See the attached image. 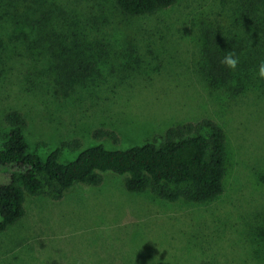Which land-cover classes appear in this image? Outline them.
Returning a JSON list of instances; mask_svg holds the SVG:
<instances>
[{
    "label": "rangeland",
    "instance_id": "obj_1",
    "mask_svg": "<svg viewBox=\"0 0 264 264\" xmlns=\"http://www.w3.org/2000/svg\"><path fill=\"white\" fill-rule=\"evenodd\" d=\"M46 1L56 15L101 22L114 61L92 68L84 83L90 87L76 84L67 99L56 95L50 76L40 74L47 54L37 63L38 51L30 50L33 29L26 26L29 37L13 32L15 14L25 8L1 0L0 142L9 111L25 117L29 151L43 159L77 142L76 150L63 147V163L99 144L129 149L211 119L228 140L225 191L203 205L168 203L131 194L121 178L107 175L97 187L76 185L62 200L31 197L25 217L0 233V264H264V98L251 90L228 99L199 69L198 19L221 22V6L230 8L231 0H180L137 18L124 16L113 0ZM134 37L137 50L121 57L119 46ZM99 130L115 137L94 136ZM8 177L0 168V180Z\"/></svg>",
    "mask_w": 264,
    "mask_h": 264
},
{
    "label": "trees",
    "instance_id": "obj_2",
    "mask_svg": "<svg viewBox=\"0 0 264 264\" xmlns=\"http://www.w3.org/2000/svg\"><path fill=\"white\" fill-rule=\"evenodd\" d=\"M4 1L9 8H15L17 3L25 8L20 14L16 9L13 32L29 37L27 27L33 29L35 37L30 50L38 51L34 55L37 63L43 59L38 56L45 58L47 54V68L40 74L50 76L48 83H53L56 95L63 94L67 99L76 84L90 87L84 83L92 76V68L114 61L110 55L112 38L103 33L101 22V26L92 22L95 21L92 17L79 18L74 13L56 15L57 9L48 8L46 0ZM179 1L113 0V3L124 16L137 18L167 10ZM198 23L199 69L208 85L232 100L251 90L264 98V80L253 74V69L264 60V0L236 3L231 0L230 8L221 6V22L203 18ZM122 43L119 48L126 50L123 58L127 52L137 50L132 45L137 43L135 37ZM228 52L239 57L235 70L221 63ZM113 57L118 54L113 53ZM4 120L9 130L0 142V168L7 170L9 177L6 182L0 180V233L25 217L26 203L31 197L45 194L62 200L76 185L97 187L107 175L121 178L131 194L149 193L168 203L203 205L225 191L230 161L228 140L225 130L211 119L172 127L160 140L129 149L112 150L99 144L83 150L68 163L61 161L63 147L76 150L77 142L65 143L43 159L29 151L25 117L18 111H9ZM96 135L115 137V133L101 130Z\"/></svg>",
    "mask_w": 264,
    "mask_h": 264
},
{
    "label": "clouds",
    "instance_id": "obj_3",
    "mask_svg": "<svg viewBox=\"0 0 264 264\" xmlns=\"http://www.w3.org/2000/svg\"><path fill=\"white\" fill-rule=\"evenodd\" d=\"M227 68L235 70L239 64V57L234 52H228L221 61ZM253 74L259 80H264V60H261L253 69Z\"/></svg>",
    "mask_w": 264,
    "mask_h": 264
}]
</instances>
